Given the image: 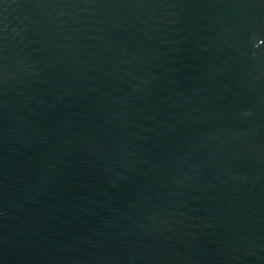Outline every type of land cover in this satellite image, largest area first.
<instances>
[{"label":"water","instance_id":"water-1","mask_svg":"<svg viewBox=\"0 0 264 264\" xmlns=\"http://www.w3.org/2000/svg\"><path fill=\"white\" fill-rule=\"evenodd\" d=\"M0 264H264V0H0Z\"/></svg>","mask_w":264,"mask_h":264}]
</instances>
